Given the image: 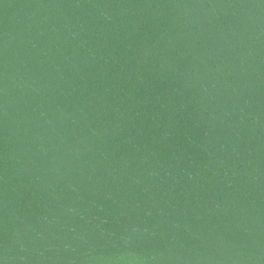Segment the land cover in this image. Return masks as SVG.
<instances>
[{
    "label": "water",
    "instance_id": "1",
    "mask_svg": "<svg viewBox=\"0 0 264 264\" xmlns=\"http://www.w3.org/2000/svg\"><path fill=\"white\" fill-rule=\"evenodd\" d=\"M0 264H264V0H0Z\"/></svg>",
    "mask_w": 264,
    "mask_h": 264
}]
</instances>
